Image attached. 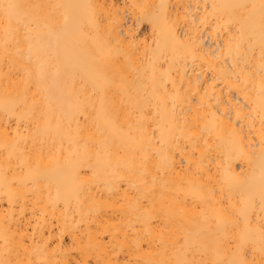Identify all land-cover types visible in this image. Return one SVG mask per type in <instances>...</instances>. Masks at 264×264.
Listing matches in <instances>:
<instances>
[{
  "label": "bare ground",
  "instance_id": "1",
  "mask_svg": "<svg viewBox=\"0 0 264 264\" xmlns=\"http://www.w3.org/2000/svg\"><path fill=\"white\" fill-rule=\"evenodd\" d=\"M0 264H264V0H0Z\"/></svg>",
  "mask_w": 264,
  "mask_h": 264
}]
</instances>
